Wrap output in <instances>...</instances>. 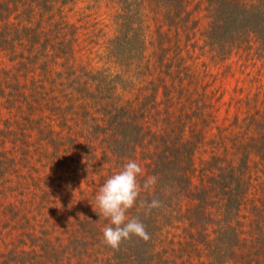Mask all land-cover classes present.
<instances>
[{
    "label": "rangeland",
    "instance_id": "obj_1",
    "mask_svg": "<svg viewBox=\"0 0 264 264\" xmlns=\"http://www.w3.org/2000/svg\"><path fill=\"white\" fill-rule=\"evenodd\" d=\"M7 1L15 6L17 16L10 21L18 22L19 29L31 26L32 31L18 33L22 42L8 34L10 43L0 49V264H150L149 252L155 264H181L187 257L168 247L171 240H183L188 225L175 218H186V212L169 217L172 229L167 232L166 227L157 235L156 254L144 239L139 248L132 242L127 250L124 245L134 235L112 248L104 242L103 229L109 220L96 203V193L129 160L138 162L143 168L138 178L141 192L127 211L131 219L154 190V185L143 189L144 181L152 176L143 152L155 151L157 144L158 148L164 143L170 146L177 137L182 142L194 131L201 141H197L194 156L193 186H206L214 198L204 202L185 199L183 209L198 203V211L206 207L214 218L201 233L207 241L213 239L222 225L217 212L226 196L210 186L209 173L200 170L214 168L207 164L213 157L225 158L238 168L242 148L257 138L264 121V54L251 41L220 55L215 45L206 43L203 17L198 29L169 30L159 47L154 31L160 22L151 19L147 10L143 55H138V46L133 47L134 64L125 72L134 88L118 89L110 105L106 91L97 89V82L87 73L123 74L124 67L113 62L116 56L112 54L118 3ZM191 1L189 9L195 2ZM200 1L205 7V0ZM195 12L201 15L196 8ZM152 80L158 88L162 86L156 92L158 106L145 121L137 122L150 132L148 139L156 138L154 145L143 143L134 155L122 152L117 157L111 150L113 125L108 109L129 102L139 107L151 93ZM246 153L240 207L231 216L233 220H226L233 223L244 243L241 255L249 246V253L255 251L252 245L259 233L264 237V153L253 149ZM198 230H188L194 240L186 247L195 262L202 261L207 252Z\"/></svg>",
    "mask_w": 264,
    "mask_h": 264
},
{
    "label": "trees",
    "instance_id": "obj_2",
    "mask_svg": "<svg viewBox=\"0 0 264 264\" xmlns=\"http://www.w3.org/2000/svg\"><path fill=\"white\" fill-rule=\"evenodd\" d=\"M47 1L51 2V0ZM115 1L118 3L119 12L117 14V34L112 54L114 57L116 56V60L113 62L124 67L123 74L112 76L111 73L105 71L93 74L87 73L89 79L97 82L95 85L97 89L101 87V89L106 91L105 94L111 100L109 102L110 105L112 102L114 103V98H117L116 92L118 89L124 91L134 88L132 78L127 79L125 72L128 73L134 64L132 57L133 47L138 46V55H143L145 49V28L143 24L145 23V18H147L146 13L149 11H151V19L154 18L157 19L156 22H160V24L156 25L154 31V40H158L159 47L162 45V39L170 33L169 30L175 28L177 33L181 30L187 32L185 30L187 26V29L194 27L198 29L203 17L207 22V28L204 32L206 43L215 45L219 49L220 55L227 54L233 47L248 46L251 41L255 42L261 54H264V0H205V7L200 0H195L190 9L187 8V4L192 2L191 0ZM40 2L43 4L44 0H40ZM12 4L14 3L12 2ZM11 6L7 0L0 4V10L7 11L6 15L0 12V49H5V46L10 43L11 40L8 34H14L17 39L12 38L22 42L18 33L32 31L31 26L24 25L20 26L19 29L17 28L19 27L18 22L10 21L11 18L17 17L16 12L14 13L15 6ZM195 8L199 12L201 11V15L195 12ZM160 26L167 28V30L162 31ZM37 35H40L38 29ZM163 53L164 51H161V54ZM138 55L135 57H140ZM64 57H67V54ZM160 60H162V57H160ZM150 86V95L145 98V102H141L139 107L133 106L132 102H129L130 109H127V104H122L118 107L114 104L112 109H108V114L110 115L108 121L111 126L113 125V131L110 136L112 139L111 150L117 157L123 155L122 152L126 153V156L128 153L130 156L134 155L137 147L143 145V143L147 145L153 143L154 145L153 141L156 138L148 139L150 132L145 131L142 124L137 122L139 119L145 121L149 112L158 106V103L155 102L156 92L162 86L158 88V84H155L153 80L150 82ZM137 99H139L138 96ZM262 115L264 116V113ZM180 132L181 137H183V132ZM177 138L169 143L170 146L166 147L163 137V147L160 145L158 148L157 146L159 145L157 144L156 146L154 145L155 151L143 152L144 160L148 161L145 167L149 174L156 177V183L154 184L153 192L149 194L146 204H141L136 212L137 214L131 218L138 219L144 224L150 236L148 240H144L145 245H148V248L156 254L154 252V244L156 243L157 235L162 234L166 227L167 232L172 229L173 222L169 217L177 213L185 215L186 212V218L172 217L180 224H187L188 227L186 229L188 230L198 228L197 234L200 237V243L204 245L207 252L204 255V259L200 262L190 260L189 252L191 250L186 247L191 246L188 242L190 239L194 240L192 238L194 235L186 230L183 240H178L177 242L171 240L169 243L170 248L168 247V250L178 252L182 257H187L186 259L182 258L181 264H206L205 260L207 259L210 260L209 263L211 264H260L259 261L264 264V237L261 233H259L260 236H257L254 245H252V249L255 251L249 253L251 250V246H249L245 252L246 254L241 255L240 252L242 251L240 249L244 243H242L233 223L226 221L227 219L233 220L231 216L235 215L240 207L238 201L240 199L239 189L244 179H246V173H244L247 158L246 151L253 149L255 153L260 151L264 153V121L259 127L257 138L252 139L242 148L238 168L229 160H225V158L216 159L213 157L207 164L211 165V167L214 166V168L203 167L200 170L201 172L207 171L209 173V185L217 189V191L221 190L226 196L217 212L219 213L220 211L219 221L222 222V225L217 230L216 236L209 241L206 240L207 236H203V233H201L213 222L214 218L207 208L200 206L201 210L198 211V203V205L196 204L191 208L183 209V201L185 199L204 202L209 201L211 197L214 198L213 195L208 193L206 186L200 188L193 186L192 178L197 172L194 156L197 149V141H201V136L190 130L188 139L180 142L177 141ZM152 200H158L160 206L148 209L147 205ZM228 216L229 218H227ZM235 220L237 218H234ZM141 239V237L134 235L133 239L125 243L124 247L129 250L131 247L129 244L133 242L139 248L142 242L140 241ZM174 245H176V248H174ZM131 251L134 253L133 250ZM124 254L125 252L121 254L122 258H124ZM149 257V263L155 264V256L149 252Z\"/></svg>",
    "mask_w": 264,
    "mask_h": 264
},
{
    "label": "clouds",
    "instance_id": "obj_3",
    "mask_svg": "<svg viewBox=\"0 0 264 264\" xmlns=\"http://www.w3.org/2000/svg\"><path fill=\"white\" fill-rule=\"evenodd\" d=\"M143 175L142 166L135 160H129L123 168L109 177L96 193L95 200L103 216L109 223L103 229L104 242L112 248H118L123 240L132 235L144 240L150 238L142 222L129 218L127 211L132 208L140 195L139 177ZM156 183V177H148L143 189L148 190ZM160 206L158 200H152L148 209Z\"/></svg>",
    "mask_w": 264,
    "mask_h": 264
}]
</instances>
